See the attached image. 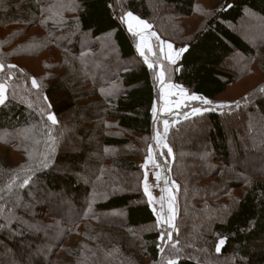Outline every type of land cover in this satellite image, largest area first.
Segmentation results:
<instances>
[{
    "label": "trees",
    "instance_id": "obj_1",
    "mask_svg": "<svg viewBox=\"0 0 264 264\" xmlns=\"http://www.w3.org/2000/svg\"><path fill=\"white\" fill-rule=\"evenodd\" d=\"M159 1V35L187 49L166 80L225 105L167 134L164 256L137 166L159 97L122 22L151 20L147 0H0V264H264V0Z\"/></svg>",
    "mask_w": 264,
    "mask_h": 264
},
{
    "label": "rangeland",
    "instance_id": "obj_2",
    "mask_svg": "<svg viewBox=\"0 0 264 264\" xmlns=\"http://www.w3.org/2000/svg\"><path fill=\"white\" fill-rule=\"evenodd\" d=\"M150 8L152 9L153 17L151 20L145 21L147 25H149L148 29H142L141 27H137L134 24V28L137 31V35H133L131 32L128 31L127 23L123 22L128 34L134 40L135 48L137 51V55L139 59L144 62L147 67L148 63L153 65V68H149L150 72L154 75V80L156 83V90L158 92V100L155 102V106L153 107V134L150 139V150L148 156L145 160L141 163H138L137 166L142 169L143 171V178H142V186L145 193V178H147V184L149 186V192L151 194L152 200L150 202L149 195L145 193L147 200L150 204V207L153 209V212L156 216L157 222L158 217H161L160 221L158 222V227L162 230V237L164 239L160 240V254L164 256L166 250L171 243L167 238V234L171 233L174 230V227H169L166 223L167 219L175 213V218L172 221L173 225L175 226V219L177 214V206H176V193H177V185L170 177V170H169V160L172 157V153H168V144H167V134L170 128L176 126L178 123L187 120L188 118L199 115L202 112L209 110L210 108L216 107L210 104H203L201 100H190L188 99L189 96L193 94L188 93V91L174 83H171L164 78V83L161 84L158 75L161 70H163V65H168L176 69L179 68V60L180 57L176 59V62L170 63L167 59L169 54L175 56V53L184 47L177 45L173 42L168 41L167 39L161 37L159 35L160 27L159 25V10L163 8L159 6V0H147ZM210 4L208 0H198L196 3L195 14L197 16H201V14H205L209 11ZM163 11L167 14H172V9L164 8ZM127 14H125L122 18H126ZM136 17V16H135ZM196 18V16H194ZM193 18V19H194ZM200 18H196L195 22H200ZM189 22V21H188ZM251 28V30L249 29ZM249 28H239L237 29V33L245 35L246 39L247 36H251L254 33L255 28L251 25ZM155 35H152V34ZM141 37L144 38L143 44V51L144 55H140V51L138 50V45L141 44ZM172 45V49L169 50L168 45ZM109 50L112 49L110 46V42L108 43ZM147 60L148 63L145 61ZM172 85V88H167V85ZM5 86V99H6V85L0 84ZM183 89L187 95L182 96L180 94V89ZM4 99V100H5ZM194 108L201 109V113L197 114L193 112ZM217 108V107H216ZM155 110V111H154ZM187 116V118H185ZM67 125L75 127V120L71 117L68 120H64ZM164 121H168V131L165 133V125ZM233 131L229 129V133L231 134ZM200 137V135H199ZM233 139V136L230 135ZM189 142L186 143V146ZM199 143H203L199 140ZM167 147H164V145ZM234 144V143H233ZM190 145V143H189ZM200 147L203 144H199ZM187 150H184L183 154L186 153ZM151 157V159H149ZM157 174L159 175V180H157ZM133 179L127 180L129 183L128 186H131ZM174 197V200L172 199ZM163 198V200H161ZM163 204V208L161 207ZM172 206V211L169 210V205ZM120 215H113L111 217L112 222L118 223ZM110 219V220H111ZM109 222V221H108ZM121 223V221H120ZM163 264V263H159ZM168 264V263H166Z\"/></svg>",
    "mask_w": 264,
    "mask_h": 264
},
{
    "label": "snow or ice",
    "instance_id": "obj_3",
    "mask_svg": "<svg viewBox=\"0 0 264 264\" xmlns=\"http://www.w3.org/2000/svg\"><path fill=\"white\" fill-rule=\"evenodd\" d=\"M122 20H123V22L127 23L128 31L131 32L133 35H137V34H138L137 31H136L135 28H134V24H135L137 27H141L142 29H148V28H149V25H147V24H146L145 22H143V21H140L137 17L133 16L132 13H128V14H127V17H126V18H122ZM152 35H155V34L153 33ZM143 44H144V38L141 37V44L138 45V50L140 51V55H141V56L144 55ZM168 48H169V50H171V49H172V45L169 44V45H168ZM184 51H187V49H181V50L177 51V52L175 53V56L169 54V55L167 56L168 61H169L170 63H173V64H174V63L176 62V59L179 58L180 55H181ZM145 62L148 63L147 60H146ZM8 67H9V68H13V67H15V66H14V65H9ZM148 67L151 69V68H153V65H152L151 63H148ZM0 71H3V65H0ZM164 78H165V73H164L163 70H161V71L159 72V75H158V79H159V81H160L161 84L164 83ZM32 86H33L34 88L37 87V82H36L35 79L32 80ZM172 87H173V86L170 85V84L167 85V88H169V89L172 88ZM261 91H264V89H261ZM180 94H181L182 96H186V95H187V93H186L182 88L180 89ZM4 99H5V86H4V85H0V105H2V104L4 103ZM188 99H190V100H201L202 103L205 104V105L211 103L210 101H208V100H206V99H203L202 97H199V96H196V95L189 96ZM245 99H247V98H245ZM237 104H239V102H237ZM49 107H50V105H49ZM216 107H217V108H221V107H225V105H217ZM228 107H231V106H228ZM154 111H155V110H154ZM193 112L199 114V113H201V109H199V108H194V109H193ZM185 118H187V116H186ZM47 119H48L49 121H51L52 125H56V124L58 123L57 119L55 118V115H53V114H49V115L47 116ZM164 125H165V133H167V131H168V121H164ZM164 147H167V145L165 144ZM168 153L171 154V149H170V148L168 149ZM149 159H151V157H149ZM45 166H47V165H45ZM156 178H157V180H159L160 177H159L158 174H157V177H156ZM24 183L27 184L28 181L25 180ZM145 193L149 195L150 202H151L152 197H151V194H150V192H149V186H148V184H147V178H145ZM172 199L174 200V197H172ZM161 200H163V198H161ZM161 207L163 208V204H161ZM169 210L172 211V206H171V204L169 205ZM174 218H175V213L173 212V215L170 216V217L167 219V221H166V223L168 224L169 227H174V225H173V223H172V221L174 220ZM160 219H161V217H158V222L160 221ZM167 238H168L169 241L171 240V233H168V234H167ZM161 239H164V237H161ZM225 242H226V241H225L224 239H220V240H219L218 245H217V247H216V251H217L218 253L220 252V249H221V247L225 244ZM172 246L175 247V245H172ZM168 264H176V262L173 261V260H169V261H168Z\"/></svg>",
    "mask_w": 264,
    "mask_h": 264
}]
</instances>
